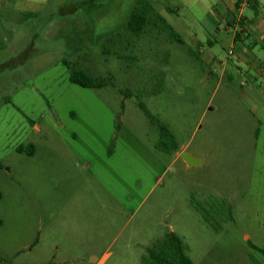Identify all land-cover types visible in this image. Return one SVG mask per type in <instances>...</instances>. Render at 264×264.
Instances as JSON below:
<instances>
[{
	"label": "rangeland",
	"instance_id": "rangeland-1",
	"mask_svg": "<svg viewBox=\"0 0 264 264\" xmlns=\"http://www.w3.org/2000/svg\"><path fill=\"white\" fill-rule=\"evenodd\" d=\"M147 1L173 30L130 32L142 0L0 1V264H141L168 232L194 264H264L258 40L232 43L239 0ZM142 107L203 163L157 150Z\"/></svg>",
	"mask_w": 264,
	"mask_h": 264
},
{
	"label": "trees",
	"instance_id": "trees-1",
	"mask_svg": "<svg viewBox=\"0 0 264 264\" xmlns=\"http://www.w3.org/2000/svg\"><path fill=\"white\" fill-rule=\"evenodd\" d=\"M239 3L237 4L238 8ZM254 3L256 5L257 0H255ZM153 19H155V23L158 20L162 22L167 29L170 28L173 30L172 27L167 24L165 19L156 12L153 5L147 0H142L137 8L132 12L128 22V30L136 36H140L146 32V29L151 24ZM242 22L243 21L241 19L240 23L242 24ZM230 24L233 23L229 21L228 25L230 26ZM172 35L175 40L183 42L175 33H172ZM69 80L72 84H76L87 89H101L109 85V81L107 79L96 78L83 70L74 68L71 69ZM142 110L146 116L151 119V122L159 129L160 140L156 145L157 150L170 154L179 152L180 149L176 145H171V142H173V136L169 129L161 123H158L145 107H142ZM27 147H21L19 151H28L30 154L31 152L33 154L35 146L29 145L28 149ZM252 248L259 251L264 257V249L253 245ZM146 251V254L142 256L141 264H194L188 254V249L183 239L174 232L166 233L164 237L156 240L151 246H149Z\"/></svg>",
	"mask_w": 264,
	"mask_h": 264
},
{
	"label": "crops",
	"instance_id": "crops-1",
	"mask_svg": "<svg viewBox=\"0 0 264 264\" xmlns=\"http://www.w3.org/2000/svg\"><path fill=\"white\" fill-rule=\"evenodd\" d=\"M0 1H3V0H0ZM239 1L237 3L231 4L228 7V12L226 13L227 14V27L226 28L229 30L233 29L235 32L232 37L233 44L245 45L243 42L251 38L253 39L255 38L259 41V42L257 41L256 43H250L249 45L250 47L245 48L244 55H245V59L247 60L248 67L250 69L253 68L254 70L257 71L258 78L260 77L264 78V0H257V3L255 6L253 5L252 7H247L246 9L238 8L237 4L239 3ZM245 10H250L251 14L245 15L243 13V11ZM241 19L243 21L242 24L240 23ZM237 20L240 24L237 22ZM229 21L233 23V24H230V26L228 25ZM247 23L249 25L245 26V24ZM240 25L243 28L240 27ZM240 30H242V32ZM258 43H260L261 45V51L258 55H254L253 51L257 47ZM251 48L254 50L251 51L250 50ZM229 53L232 55L233 52L230 51ZM206 59L209 60L208 62L217 60L215 56H212V58L206 56ZM236 69H239V68L237 67ZM209 77L210 79L217 77L216 72L214 70H211L209 72ZM228 77L232 78L231 75H229ZM263 86H264L263 84L259 85L255 89L256 91L254 90L252 91L248 89L245 91L246 93L245 95L254 104V106L260 112L264 120V101H263L264 89H263ZM262 90H263V94L261 95L260 93ZM182 153H184V150L181 149L179 152L175 153L174 155L176 157H180ZM107 255L109 254H104L103 257L100 259V261H102Z\"/></svg>",
	"mask_w": 264,
	"mask_h": 264
},
{
	"label": "water",
	"instance_id": "water-1",
	"mask_svg": "<svg viewBox=\"0 0 264 264\" xmlns=\"http://www.w3.org/2000/svg\"><path fill=\"white\" fill-rule=\"evenodd\" d=\"M181 157L189 166L200 165L202 163V161L192 157L187 152L182 153Z\"/></svg>",
	"mask_w": 264,
	"mask_h": 264
},
{
	"label": "built area",
	"instance_id": "built-area-1",
	"mask_svg": "<svg viewBox=\"0 0 264 264\" xmlns=\"http://www.w3.org/2000/svg\"><path fill=\"white\" fill-rule=\"evenodd\" d=\"M254 0H241L239 3V9L250 7Z\"/></svg>",
	"mask_w": 264,
	"mask_h": 264
}]
</instances>
